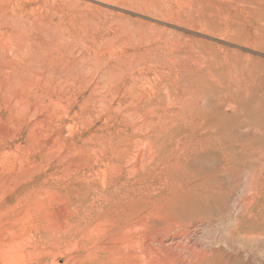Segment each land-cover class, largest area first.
<instances>
[{
  "label": "rangeland",
  "instance_id": "374dc122",
  "mask_svg": "<svg viewBox=\"0 0 264 264\" xmlns=\"http://www.w3.org/2000/svg\"><path fill=\"white\" fill-rule=\"evenodd\" d=\"M263 133L264 0H0V264H264Z\"/></svg>",
  "mask_w": 264,
  "mask_h": 264
},
{
  "label": "bare ground",
  "instance_id": "6f19581e",
  "mask_svg": "<svg viewBox=\"0 0 264 264\" xmlns=\"http://www.w3.org/2000/svg\"><path fill=\"white\" fill-rule=\"evenodd\" d=\"M262 1H263V0H262ZM250 2H251V1H250ZM251 3H252V2H251ZM253 4H254V3H253ZM254 5H256V4H254ZM254 5H252V6H254ZM259 5H260V4H259ZM256 6H257V5H256ZM254 7H255V6H254ZM243 9H244V8H243ZM252 9H253V8H252ZM241 10H242V9H241ZM245 10H246V7H245ZM241 13H242V11H241ZM245 13H246V12H245ZM250 13H251V12H250ZM256 15H257V14H256ZM252 17H253V16H252ZM259 21H260V20H259ZM257 31H258V30H257ZM252 32H253V31H252ZM262 34H263V33H262ZM256 35H257V34H256ZM248 61H249V60H248ZM241 63H242V62H241ZM10 69H11V68H10ZM6 79H7V78H6ZM20 80H21V79H20ZM121 84H122V83H121ZM162 85H163V84H162ZM137 86H138V85H137ZM132 87H133V86H132ZM217 87H218V86H217ZM120 91H121V90H120ZM144 97H145V96H144ZM224 97H225V96H224ZM220 100H221V99H220ZM147 101H148V100H147ZM127 103H128V102H127ZM221 103H222V102H221ZM197 104H198V103H197ZM226 104H227V103H226ZM205 105H206V104H205ZM194 107H195V106H194ZM192 108H193V107H192ZM168 115H169V114H168ZM181 115H182V114H181ZM170 119H171V118H170ZM168 121H169V120H168ZM164 122H165V121H164ZM165 123H166V122H165ZM147 124H148V127H149V123H147ZM199 124H200V123H199ZM157 125H159V124H157ZM137 126H138V125H137ZM139 126H140V125H139ZM145 126H146V125H145ZM150 126H151V125H150ZM170 126H171V125H170ZM158 127H160V125H159ZM168 127H169V126H168ZM245 127H246V126H245ZM155 128H156V127H155ZM197 128H198V127H197ZM243 129H244V128H243ZM141 130H143V129H141ZM201 130H202V129H201ZM145 131H146V130H145ZM203 131H204V130H203ZM211 131H212V130H211ZM141 132H142V131H141ZM195 132H196V131H195ZM146 133H147V132H146ZM153 133H154V132H153ZM200 133H201V132H200ZM251 133H252V132H251ZM255 133H256V132H255ZM257 133H258V132H257ZM259 134H260V133H259ZM263 134H264V133H263ZM144 135H145V134H144ZM148 135H149V133H148ZM251 135H252V134H251ZM150 136H151V134H150ZM154 136H155V135H154ZM202 136H203V135H202ZM202 136H201V137H202ZM140 137H141V136H140ZM199 137H200V136H199ZM199 137H198V140H199ZM206 138L208 139V136H207ZM140 139H141V138H140ZM207 139H205V140H207ZM227 139H228V138H227ZM260 139H261V138H260ZM201 140H202V139H200V141H201ZM143 141H145V140H143ZM176 141H178V140H176ZM200 141H199V143H200ZM201 142H202V141H201ZM204 142H205V141H204ZM177 144H178V142H177ZM177 144H176V146H177ZM174 145H175V144H174ZM151 146H152V145H151ZM205 146H206V145H205ZM149 147H150V146H149ZM151 148H154V147H151ZM151 148H150V149H151ZM261 148H262V147H261ZM150 149L148 148L149 153H150ZM205 149H206V148H205ZM221 149H222V148H221ZM167 150H168V148H167ZM174 150H175V147H174ZM202 150H203V149H202ZM200 151H201V150H200ZM152 152H153V151H152ZM144 154L146 155V154H148V152H147V153H144ZM153 154H154V153H153ZM153 154H152V155H153ZM169 154H170V153H169ZM260 154H261V153H260ZM152 155H151V156H152ZM148 156H149V155H148ZM145 157H146V156H145ZM154 157H155V156H154ZM154 157H153V158H154ZM223 157H225V156H223ZM146 158H148V157H146ZM149 158H151V157H149ZM155 159H156V158H154L153 160H155ZM167 159H168V158H167ZM182 159H183V158H182ZM150 161H151V160H150ZM151 162H152V161H151ZM171 162H172V161H171ZM197 162H198V161H197ZM206 162H207V161H206ZM198 163H199V162H198ZM201 163H202V162H201ZM237 164H238V163H237ZM125 165H126V164H125ZM134 165H135V164H134ZM163 165H164V164H163ZM142 166H143V165H142ZM149 166H150V165H149ZM172 167H173V166H172ZM147 168H148V167H146V169H147ZM125 169H128V170H129L130 168H125ZM146 169H145V170H146ZM234 169H235V168H234ZM115 170H116V169H115ZM119 170H120V169H119ZM225 170H226V169H225ZM117 171H118V170H117ZM131 171H132V170H131ZM143 171H144V170H143ZM132 172H133V171H132ZM134 172H135V171H134ZM243 172H244V171H243ZM121 173H122V172H121ZM115 174H116V173H115ZM124 174H125V172H124ZM129 174H130V172H129ZM223 174H225V173H223ZM121 175H122V174H121ZM131 175H132V174H131ZM131 175H129V176H131ZM147 175H148V174H147ZM190 175H191V174H190ZM77 176H79V175H77ZM163 176H164V175H163ZM191 176H192V175H191ZM226 176H227V175H226ZM118 177H119V176H118ZM141 177H142V176H141ZM156 177H157V176H156ZM158 177H159V176H158ZM158 177H157V178H158ZM187 177H188V176H187ZM196 177H197V176H196ZM253 177H254V176H253ZM70 178H71V177H70ZM148 178H149V177H148ZM164 178H165V177H164ZM188 178H189V177H188ZM229 178H230V177H229ZM71 179H72V178H71ZM73 179H74V178H73ZM122 179H123V178H122ZM130 179H131V178H130ZM150 179H151V178H150ZM123 180H124V179H123ZM123 180H122V181H123ZM158 180H159V179H158ZM163 180H164V179H163ZM163 180H162V181H163ZM227 180H228V179H227ZM92 181H93V180H92ZM160 181H161V180H160ZM164 181H165V180H164ZM166 181H167V180H166ZM166 181H165V182H166ZM184 181L186 182V181H188V180H184ZM224 181H225V180H224ZM254 181H255V180H254ZM71 182H72V181H71ZM76 182H77V181H76ZM80 182H81V181H80ZM117 182H118V181H117ZM154 182H155V181H154ZM190 182H191V181H190ZM192 182H193V181H192ZM147 183H148V182H147ZM155 183H156V182H155ZM167 183H168V182H167ZM188 183H189V182H188ZM194 183H195V182H194ZM2 184H3V183H2ZM76 184H79V183H76ZM136 184H137V183H136ZM74 185H75V184H74ZM74 185H72V186L74 187ZM85 185H87V184H85ZM153 185H154V184H153ZM155 185H156V184H155ZM158 185H160V186H159V190H160V189H162V187L164 188L163 185H165V183L162 184V187H161V184H160V183H159ZM158 185H157V186H158ZM166 185H167V184H166ZM251 185H252V184H251ZM67 186H68V185H67ZM87 186H88V185H87ZM254 186H255V185H254ZM102 187H103V186H102ZM105 187H106V186H105ZM113 187H114V186H113ZM129 187H130V186H129ZM148 187H149V186H148ZM160 187H161V188H160ZM205 187H206V186H205ZM252 187H253V186H252ZM67 188H68V187H67ZM80 188H81V190H80L81 192L78 193V197H79L80 194L83 192V188H84V187L82 188V187L80 186ZM119 188H120V187H119ZM150 188H151V187H150ZM150 188H149V189H150ZM155 188H157V187H155ZM75 189H77V188H74V191H75ZM84 189H85V188H84ZM104 189H105V188H104ZM108 189H109V188H108ZM110 189H111V188H110ZM113 189H114V188H113ZM113 189H112V190H113ZM124 189H125V188H124ZM146 189H147V188H146ZM146 189H145V190H146ZM152 189H154V188H152ZM251 189H252V188H251ZM66 190H67V189H66ZM120 190H121V189H120ZM71 191H72V190H71ZM71 191H70V192H71ZM76 191H78V190H76ZM84 191H85V190H84ZM103 191H104V190H103ZM113 191H114V190H113ZM66 192H67V191H66ZM78 192H79V191H78ZM105 192H107V190H106ZM115 192H116V191H115ZM123 192H124V191H123ZM130 192H131V191H130ZM155 192H156V191H155ZM155 192H154V195L157 193V192H156V193H155ZM162 192H163V191H162ZM179 192H180V191H179ZM64 193H65V191H64ZM83 193H84V192H83ZM112 193H113V192H112ZM119 193L121 194L122 192H118V194H119ZM158 193H159V192H158ZM193 193H196V192H193ZM70 194H71V193H70ZM114 194H115V193H114ZM114 194H113V195H114ZM128 194H129V193H128ZM128 194H126V195L128 196ZM66 195H68V194H66ZM73 195H74V199H75V197H77V196H76V195H77V192H76V195H75V194H72V197H73ZM124 195H125V192H124ZM126 195H125V196H126ZM134 195H135V194H134ZM151 195H152V194H151ZM157 195H158V194H157ZM161 195H162V194H161ZM194 195H195V194H194ZM250 195H251V194H250ZM70 196H71V195H70ZM70 196H69V197H70ZM85 196H87V195H85ZM108 196H111V195H109V192H108ZM122 196H123V194H122ZM145 196H146V195H145ZM170 196H171V195H170ZM184 196H185V194H184ZM66 197H67V196H66ZM78 197H77V199H75V200L78 201ZM81 197H82V196H81ZM88 197H89V196H87L86 198H88ZM101 197H102V196H101ZM114 197H115V196H114ZM129 197H130V196H129ZM143 197H144V196H143ZM186 197H187V196H186ZM70 198H71V197H70ZM70 198H69V199H70ZM107 198H108V197H107ZM116 198H117V196H116ZM131 198H132V197H131ZM155 198H157V197H155ZM184 198H185V197H184ZM188 198H189V197H188ZM188 198H186V199H188ZM251 198H252V197H251ZM67 199H68V198H67ZM72 199H73V198H72ZM88 199H89V198H88ZM157 199L159 200V198H157ZM176 199H177V198H176ZM84 200H85V198H84ZM105 200H106V199H105ZM107 200H108V199H107ZM107 200H106V202H107ZM113 200H115V199H113ZM117 200H118V199H117ZM126 200H127V199H126ZM158 200H156V201H158ZM88 201H89V200H88ZM118 201H119V200H118ZM135 201H136V200H135ZM144 201H145V200H144ZM74 202H75V201H74ZM84 202H86V201H84ZM84 202H83V203H84ZM90 202H91V201H90ZM108 202H110V201H108ZM119 202H120V201H119ZM119 202H117V203H119ZM123 202H124V201H123ZM138 202H139V201H138ZM150 202H151V200L149 201V203H150ZM112 203H114V201H113ZM112 203H111V205H112ZM126 203H127V202H126ZM126 203H125L124 205H126ZM144 203L146 204V202H144ZM144 203H143V204H144ZM86 204H87V203H86ZM86 204H85V205H86ZM114 204H115V203H114ZM119 204H121V203H119ZM137 204H138V203H137ZM143 204H142V205H143ZM147 204H148V203H147ZM108 205H110V203H109ZM115 205H116V204H115ZM115 205H114V207H115ZM127 205H128V203H127ZM129 205H132V204L130 203ZM149 205H150V204H149ZM100 206H101V205H100ZM116 206H117V205H116ZM121 206L123 207V204H122ZM143 206H145V205H143ZM146 206H147V205H146ZM75 207H76V206H75ZM84 207H85V206H84ZM109 207H110V206H109ZM114 207H113V208H114ZM126 207H127V206H126ZM130 207H131V206H130ZM135 207H136V206H135ZM148 207H149V206H148ZM151 207H152V206H150V208H151ZM247 207H248V206H247ZM76 208H77V207H76ZM82 208H83V207H82ZM86 208H87V206H86ZM88 208H89V210H90V207H88ZM92 208H93V207H91V209H92ZM119 208H120V205H119ZM136 208H137V207H136ZM139 208H140V207H139ZM152 208H153V207H152ZM73 209H74V208H73ZM86 210H87V209H86ZM86 210L84 211V213H88L89 210H88V211H86ZM115 210H116V209H115ZM132 210H133V209H132ZM151 210H152V209H151ZM80 211H82V210L80 209ZM80 211H79L78 213H80ZM93 211H94V210H93ZM113 211H114V210H113ZM137 211H138V210H137ZM152 211H154V210H152ZM152 211H151V213H152ZM145 212H146V211H144V213H145ZM147 212H148V211H147ZM78 213L76 212V215H77ZM116 213H117V212H116ZM148 213H150V212H148ZM148 213H146V214H142V215L145 216V215H147ZM89 214H90V213H89ZM89 214H88V215H89ZM153 214H154V213H153ZM84 215H85V214H84ZM115 215H117V214H115ZM140 215H141V213H140ZM142 215H141V216H142ZM121 216H122V214H121ZM77 217H78V215H77ZM79 217H80V216H79ZM133 217H134V216H133ZM148 217H149V216H148ZM130 218H132V217H130ZM135 218H136V217H135ZM132 219H133V218H132ZM127 220H128V219H127ZM148 220H149V219H148ZM128 221H129V220H128ZM130 221H131V220H130ZM141 221H143V220H141ZM76 222H77V221H76ZM125 222H126V221H125ZM74 223H75V221H74ZM237 223H238V222H237ZM125 224H129V223H125ZM112 225H113V224H112ZM133 225H134V224H133ZM133 225H132V224H129L130 229H133V227H134ZM235 225H236V223H235ZM120 228H121V227H120ZM260 234H261V233H260ZM263 234H264V233H263ZM263 234H262V235H263ZM245 236H246V235H245ZM247 236H249V235H247ZM130 242H131V241H130ZM246 245H247V244H246ZM248 245H249V244H248ZM244 248H245V247H244ZM244 248H243V249H244ZM249 250H250V249H249ZM5 252H6V251H5ZM5 252H4V253H5ZM7 253H8V252H7ZM9 254H11V253H9ZM16 259H18V258H16ZM16 259H15L14 256L6 257V261H5L4 264H16V263H17V262H16ZM18 261H19V260H18ZM18 264H19V262H18ZM259 264H260V263H259Z\"/></svg>",
  "mask_w": 264,
  "mask_h": 264
}]
</instances>
